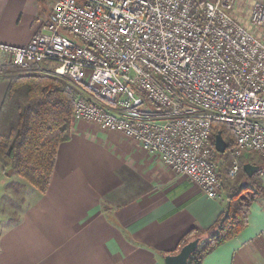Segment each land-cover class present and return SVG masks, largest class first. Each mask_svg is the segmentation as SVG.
<instances>
[{"label": "built area", "instance_id": "1", "mask_svg": "<svg viewBox=\"0 0 264 264\" xmlns=\"http://www.w3.org/2000/svg\"><path fill=\"white\" fill-rule=\"evenodd\" d=\"M234 2L56 0L25 46L0 51L18 67L67 76L130 112L118 117L78 97L71 117L138 141L215 198L214 122L232 129L234 157L252 151L264 160V6L251 12L259 29L252 32L235 17ZM144 104L153 110H139ZM237 170L234 159L229 176Z\"/></svg>", "mask_w": 264, "mask_h": 264}, {"label": "crops", "instance_id": "2", "mask_svg": "<svg viewBox=\"0 0 264 264\" xmlns=\"http://www.w3.org/2000/svg\"><path fill=\"white\" fill-rule=\"evenodd\" d=\"M55 2L0 0V46H25ZM257 6L264 0H235L233 7L252 32H259L250 22ZM6 59L0 51V65ZM7 88L0 79V109ZM85 98L115 116L131 114L93 94ZM225 204L223 192L207 197L138 141L72 119L44 193L0 162V264H163L187 231L212 226ZM201 264H264V197L251 203L246 226Z\"/></svg>", "mask_w": 264, "mask_h": 264}, {"label": "trees", "instance_id": "3", "mask_svg": "<svg viewBox=\"0 0 264 264\" xmlns=\"http://www.w3.org/2000/svg\"><path fill=\"white\" fill-rule=\"evenodd\" d=\"M0 79L8 81L0 109L1 165L10 167L33 188L44 193L50 182L58 146L70 138L75 100L90 93L69 77L39 72L37 66L21 68L11 62L3 63L0 65ZM216 133H220L227 143L224 153H218L212 144L220 191L225 192L226 204L212 226L190 229L181 237L176 252L188 241L199 239L188 264H201L208 253L237 235L247 224L251 203L264 197L260 178L264 173V160L257 155L259 162L253 165H257L258 170L247 176L243 165L248 160L243 153L233 155L236 144L232 129L225 123L214 122L213 141ZM234 159H237L238 170L234 177H230L229 169Z\"/></svg>", "mask_w": 264, "mask_h": 264}, {"label": "water", "instance_id": "4", "mask_svg": "<svg viewBox=\"0 0 264 264\" xmlns=\"http://www.w3.org/2000/svg\"><path fill=\"white\" fill-rule=\"evenodd\" d=\"M214 147L218 153H224L227 148V143L223 140L220 133H216L214 136ZM243 169L247 176L250 177L258 170V166L247 162L243 165ZM242 186L243 182L241 183ZM198 243L199 239L194 238L181 246L177 252L164 255L163 264H188L189 258L196 250Z\"/></svg>", "mask_w": 264, "mask_h": 264}, {"label": "rangeland", "instance_id": "5", "mask_svg": "<svg viewBox=\"0 0 264 264\" xmlns=\"http://www.w3.org/2000/svg\"><path fill=\"white\" fill-rule=\"evenodd\" d=\"M9 61L6 59V60H3V63H8ZM2 63V64H3ZM39 72H42L39 70ZM244 155V158H246L248 160L249 163H253V164H256L258 161V156L256 153H248V152H244L243 153ZM218 163L222 162V160H217ZM7 168V167H6ZM10 168V167H8ZM11 169V168H10ZM12 170V169H11ZM14 171V170H13ZM14 173L16 174V172L14 171ZM17 175V174H16ZM18 176V175H17ZM261 183L263 185V178H264V173L261 175ZM264 186V185H263ZM225 194V192H223Z\"/></svg>", "mask_w": 264, "mask_h": 264}]
</instances>
